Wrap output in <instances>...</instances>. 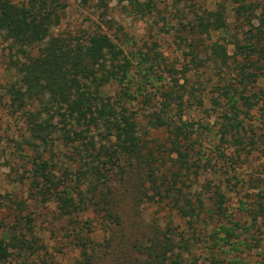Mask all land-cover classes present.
Wrapping results in <instances>:
<instances>
[{"label":"trees","instance_id":"obj_1","mask_svg":"<svg viewBox=\"0 0 264 264\" xmlns=\"http://www.w3.org/2000/svg\"><path fill=\"white\" fill-rule=\"evenodd\" d=\"M234 1V33L224 6L195 11L184 27L187 38L178 36L182 40L170 60L154 47L127 52L105 33L85 41L54 35L67 8L64 0H0V39L15 52L14 80L3 90L10 113L24 118L32 152L30 199L17 200L18 210L28 212L29 200L41 207L56 204L58 217L69 220L92 262L104 243L80 235L99 224L112 239L125 227L121 189L127 187L137 207L157 209L149 214L151 231L129 239L124 256L140 264H202L203 257L204 264H221L214 245L225 254L223 241L237 250L238 241L230 242L235 228L242 226L241 234L249 229L233 219L229 195L243 194L249 183L244 197L255 209L241 210L264 219L263 178L240 181L236 168L243 155L264 153V8L258 15L254 3ZM132 2L143 14L153 10L151 0ZM219 32L225 35L214 41ZM194 111L202 114L199 120L192 118ZM141 116L147 128L139 125ZM150 130L165 131L167 138L145 139ZM173 210L191 220L193 234L203 220L214 223V245L198 255L195 239L174 226ZM86 214L94 218L84 221ZM23 218L24 232L10 235L8 228L0 236V264L14 250L36 255L39 262L29 264H46L40 239L32 235L33 219Z\"/></svg>","mask_w":264,"mask_h":264},{"label":"rangeland","instance_id":"obj_2","mask_svg":"<svg viewBox=\"0 0 264 264\" xmlns=\"http://www.w3.org/2000/svg\"><path fill=\"white\" fill-rule=\"evenodd\" d=\"M132 1L64 0L67 6L64 18L61 24L53 30V33L57 36L69 37L79 41H85L93 33H105L119 44H125L124 47L127 52L130 50L134 52L147 51L154 47L172 60L177 54L182 40L178 36L187 38L188 30H185L184 27L188 26L195 11L199 13L204 9L215 11L219 5H222L226 8L230 33H234L236 30L235 7L238 4L234 0H151L153 10L151 13L145 12V14L137 10L138 8ZM245 2L254 3L259 7L258 15L264 8V0H245ZM246 29L247 27L244 30ZM221 34L225 35L220 32L216 33L213 40L215 41ZM182 47L188 51V48H185L183 44ZM228 48L229 52L233 54L234 46L229 45ZM14 53L11 52L8 43L0 39V236L8 228L12 230L10 235L14 233L19 235L20 232H24L21 230V226L26 227L24 223L27 219L23 217L28 214L33 219L32 235L40 239L39 244L43 247L41 256L44 257L46 264H130V262L140 264L142 260L139 262L132 255L124 256L122 251L131 245L132 241L130 242L129 239L133 240L151 231L148 226L149 214L157 208L154 206L149 208L137 207L132 197L133 194L130 195L124 190L127 187L121 189L123 191L122 206L126 219L125 227L114 231L111 239V234L106 235L104 231L99 230L100 227L96 219L95 223L98 225L92 230L85 229L84 233L80 235V238L90 236L96 242L104 243V245L99 246L100 251L94 255L92 262L84 257L83 247L75 237L74 227L69 223V220L58 217L56 204L48 203V205L41 207L29 200L30 209L28 212L21 213L18 210L16 201L29 198L27 182L31 164L28 163L27 156L31 155L32 152L28 142H26L29 134L24 118L10 113L7 106L8 96L3 90L6 84L14 80L15 74L11 70L10 64ZM136 77L140 78L139 75ZM149 90H152L150 86ZM201 115L198 111L191 113L195 120H199ZM205 121L209 122L208 119ZM138 122L141 127L147 128L144 117H139ZM141 136L143 137V135ZM166 138L165 131L156 130H150L145 137V139L157 140L158 143L163 142ZM66 152V149L61 148L59 153L65 155ZM242 159L236 164L237 173H239L238 179L249 181L250 179L263 178L262 181H264V153L255 152L248 159L243 155ZM223 165L225 168L226 164ZM229 176H232V173ZM232 183H236V180L234 179ZM131 185L133 182L127 184L130 189ZM196 186L200 189L202 181L198 182ZM249 187L250 184L247 183L244 193L239 196L237 194L229 195V211L233 219L249 230H244L241 234L242 226L235 228L234 236L230 242L237 243L238 241L237 250H233L230 245H225L224 241L221 242L220 245L224 246L226 254L221 252L219 244L214 245V239L212 240L210 237L215 228L214 223H211L210 220L206 222L203 220L198 226L196 225L197 233L193 234L191 220L178 218L175 210L171 212L174 226L179 233L183 232L186 237L195 239L197 245L195 252L198 255L208 250L207 247L213 244L220 253L221 264H264V219L255 218V212L249 213V210H241L245 207H254L255 209L254 204L251 203L252 199L244 197V194L249 191ZM262 187L264 188V186ZM250 191L257 193L256 189ZM241 200L246 201L244 207L243 205L241 207ZM165 209L168 212L169 208ZM91 216L94 218L92 214L84 215V221ZM224 223L232 228L227 220ZM220 237H224V234H221ZM107 239L110 241L108 248H106ZM17 252L14 250L13 256L4 264L39 262L36 255L30 256V253L26 252L20 256ZM203 259L201 262L199 260V263L204 264ZM206 263L209 264L210 262L207 260Z\"/></svg>","mask_w":264,"mask_h":264}]
</instances>
